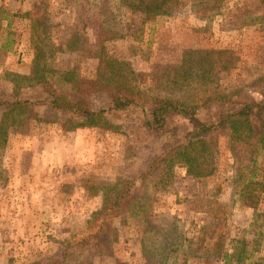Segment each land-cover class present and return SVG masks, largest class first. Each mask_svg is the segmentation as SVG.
Here are the masks:
<instances>
[{
    "label": "rangeland",
    "instance_id": "374dc122",
    "mask_svg": "<svg viewBox=\"0 0 264 264\" xmlns=\"http://www.w3.org/2000/svg\"><path fill=\"white\" fill-rule=\"evenodd\" d=\"M27 1L34 22L14 15L18 1L14 8L0 2V100L18 94L32 102L0 150V264H49L62 256V243L86 229L105 190L130 179L133 193L147 198L150 225L123 213L101 245L92 239L74 247L64 264H264V150L248 160L242 144L229 143V129L219 127L211 176L197 182L176 165L163 184L157 175L144 185L135 178L192 131L190 119L169 114L166 128L148 129L149 100L138 104L145 113L108 112L100 127L69 131L70 117L49 107L42 85L14 77H33L45 64L52 88L70 94L62 73L76 68L83 86L92 81L104 38L108 56L124 64L121 73L143 100L190 98L198 117L214 123L221 102L264 103V0H178L141 27L140 14L121 0ZM94 92L85 94L93 110L111 107L109 94ZM7 109L0 107V117ZM253 173L262 186L251 209L240 194Z\"/></svg>",
    "mask_w": 264,
    "mask_h": 264
},
{
    "label": "trees",
    "instance_id": "16d2710c",
    "mask_svg": "<svg viewBox=\"0 0 264 264\" xmlns=\"http://www.w3.org/2000/svg\"><path fill=\"white\" fill-rule=\"evenodd\" d=\"M177 3L178 0H121L122 6L131 15L140 14L138 17L140 27L144 26L146 22H153L157 17L168 14L169 10L177 6ZM34 13L30 9L25 12L19 11L14 15L34 22ZM35 23L39 22L35 21ZM139 30L141 29L139 28ZM142 33L139 32L133 39L139 41V36ZM76 41V35H74L71 42L68 43V51L76 50L71 47L76 45ZM106 42L107 40L104 38L99 40L100 54L94 71L95 78L87 82V85L83 86L85 80L79 79L80 74L76 68L62 73L66 83L70 86V94L57 93L52 88L45 72L47 67L45 64L39 66L38 63L33 77L14 76L15 82L18 81L22 84L25 81L31 85H42L48 97L49 107L70 117L69 131L100 127L105 123V114L108 112H123L132 107H141L145 113L142 104L141 106L138 104L149 100H151L153 108L150 118H145L143 122V125L148 129L166 128L169 114L190 119L193 124L192 131L185 133L180 140H174L163 154L153 157L145 172L135 178L144 185L157 175L160 176L159 184H163V180L170 177V170L176 165L184 167L186 175L197 182L211 176L214 171L212 166L216 155L215 133L219 127L225 126L229 129V143L242 144L245 157L248 160L253 161L264 150V103L247 100L231 103L221 102V105L217 106L219 108L216 121L210 123L204 122L198 117L197 107L190 98L183 100L172 97H155L143 100L144 94L138 87L132 85L131 76L121 73L120 67L124 64L108 56ZM36 59L41 61L39 52ZM187 79L188 74L184 72L183 76L179 77L180 82L177 83L183 86ZM92 91L109 94L111 107L93 110L85 97L87 92ZM2 106H7L8 109L0 117V150L6 146L11 128L20 124L25 113L23 111H29L32 102L22 100L18 94H15L13 100H0V107ZM253 111L257 113L256 121L252 117ZM175 133L174 131V135ZM4 172L6 171L0 168V179ZM256 178V173L250 174L248 181L242 185L240 194L241 203L251 209L258 205L259 196L256 190L262 186ZM135 182L134 179L120 181L114 187L105 190L102 207L87 223L86 229L79 234L72 235L70 243H62L65 248L62 256L51 259L49 264H64L67 259L73 258L70 253L71 249L76 246L84 247L83 245H88L92 239L98 240L101 245V242L107 238V229L112 221L123 213L133 219H140L146 226H149L148 209L145 207L147 198L145 195L137 196L133 193ZM93 227L96 228L95 232H91ZM90 255L91 251H88L87 259ZM224 258L226 259V256Z\"/></svg>",
    "mask_w": 264,
    "mask_h": 264
},
{
    "label": "crops",
    "instance_id": "0c3cea01",
    "mask_svg": "<svg viewBox=\"0 0 264 264\" xmlns=\"http://www.w3.org/2000/svg\"><path fill=\"white\" fill-rule=\"evenodd\" d=\"M2 0H0V2H1ZM17 1L19 2L18 3V6H15L16 4H17ZM8 2H9V4H10V7H12V8H14V6L15 7H17V8H14V9H18V10H16V11H20V12H25V11H28V10H30V9H27V10H25L24 9V7L26 8L27 7V2H29V1H27V0H8ZM21 2H23V3H21ZM15 11V10H14Z\"/></svg>",
    "mask_w": 264,
    "mask_h": 264
}]
</instances>
